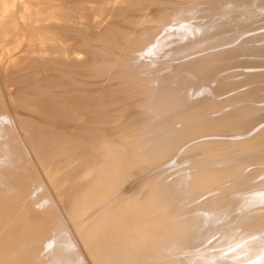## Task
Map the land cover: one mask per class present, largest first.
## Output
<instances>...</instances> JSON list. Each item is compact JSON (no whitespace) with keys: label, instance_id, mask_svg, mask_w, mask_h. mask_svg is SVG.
Segmentation results:
<instances>
[{"label":"bare ground","instance_id":"bare-ground-1","mask_svg":"<svg viewBox=\"0 0 264 264\" xmlns=\"http://www.w3.org/2000/svg\"><path fill=\"white\" fill-rule=\"evenodd\" d=\"M233 41L264 0H0V264H264V55L233 57L264 45Z\"/></svg>","mask_w":264,"mask_h":264},{"label":"rangeland","instance_id":"rangeland-1","mask_svg":"<svg viewBox=\"0 0 264 264\" xmlns=\"http://www.w3.org/2000/svg\"><path fill=\"white\" fill-rule=\"evenodd\" d=\"M238 42L237 41H235V42L233 41V45H235V43H237V45H235L237 47H243V46L247 45L246 48H248L249 46L255 47V46H261V45L263 46L264 45V41H238ZM249 55L254 56V55H264V54H260V53L257 54V52H252V51H249L248 49H244V50H242V53H240L238 56H233V57L238 58L237 60H240V59H242L243 56L245 57V56H249ZM238 62L239 61H237V63ZM237 63H235V65L233 67L237 68L239 71H241L240 68H242V65L239 64V63L237 64ZM240 75H241V73H239L237 76H240ZM240 235H242V234L238 233V237H240Z\"/></svg>","mask_w":264,"mask_h":264}]
</instances>
